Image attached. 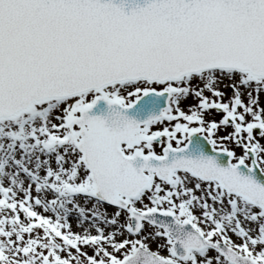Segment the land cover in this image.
<instances>
[{"label": "snow or ice", "instance_id": "obj_1", "mask_svg": "<svg viewBox=\"0 0 264 264\" xmlns=\"http://www.w3.org/2000/svg\"><path fill=\"white\" fill-rule=\"evenodd\" d=\"M0 264H264V0H0Z\"/></svg>", "mask_w": 264, "mask_h": 264}]
</instances>
